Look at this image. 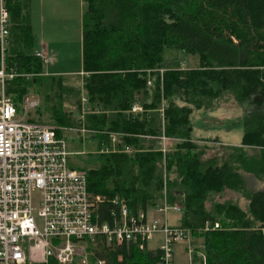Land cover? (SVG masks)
I'll list each match as a JSON object with an SVG mask.
<instances>
[{
	"label": "trees",
	"instance_id": "16d2710c",
	"mask_svg": "<svg viewBox=\"0 0 264 264\" xmlns=\"http://www.w3.org/2000/svg\"><path fill=\"white\" fill-rule=\"evenodd\" d=\"M4 2V69L16 75L4 90L17 110L26 95L36 94L40 102L29 120L79 126L81 93L86 97L84 126L105 146L85 171L87 191L123 200L132 212L148 213L163 199L178 203L179 227L202 238V264H264V189L249 191L242 175L264 181V0H82V75L71 85L63 74H45L34 55L29 0ZM164 49L197 55L198 66L165 69ZM224 92L249 109L240 143L226 146L219 164L203 159L190 115L210 109ZM134 103L141 112H130ZM162 138L169 140L164 151ZM224 190L241 193L245 208L228 201L207 209L208 198ZM112 208L102 203L99 219H109ZM205 224L218 229L203 233ZM87 243L88 264H160L159 248L102 238Z\"/></svg>",
	"mask_w": 264,
	"mask_h": 264
},
{
	"label": "built area",
	"instance_id": "2783aa9c",
	"mask_svg": "<svg viewBox=\"0 0 264 264\" xmlns=\"http://www.w3.org/2000/svg\"><path fill=\"white\" fill-rule=\"evenodd\" d=\"M8 36L9 12L0 0V264H67L75 255L84 254L83 243L96 238L144 250L156 233L162 236L160 264H172L173 245L190 233L179 226L169 227L165 214L168 210L182 212L181 206L163 199L156 207L163 217L159 220L144 211H130L116 197L108 200L90 194L86 172L68 166L66 140L57 136V132L92 133L83 123L88 113L85 95L81 94L78 105L79 126L28 121V110L36 107L37 101H27L18 111L4 91L5 81L16 76L4 69ZM34 55L43 65L50 62L43 46L34 50ZM141 111L137 103L130 109ZM116 137L111 135L113 146ZM105 201L117 210L109 209V219L102 221L98 211ZM210 228L206 224L203 230Z\"/></svg>",
	"mask_w": 264,
	"mask_h": 264
},
{
	"label": "rangeland",
	"instance_id": "374dc122",
	"mask_svg": "<svg viewBox=\"0 0 264 264\" xmlns=\"http://www.w3.org/2000/svg\"><path fill=\"white\" fill-rule=\"evenodd\" d=\"M85 6L82 0H29V19L33 38V50L40 48V43L45 44L50 62L44 65L47 72H65L63 83L65 85L77 84L82 73H77L81 68V14ZM52 54V55H50ZM163 68L185 70L198 66L197 55L185 54L176 49H164L162 53ZM160 69L158 72H164ZM68 72V73H66ZM5 91V90H4ZM83 94V93H81ZM210 109L193 110L190 115L192 125V137L202 151L203 159L215 158L218 163L225 159L229 153L226 146H237L243 134V118L249 109L247 104L239 105L227 94H219ZM37 101L40 98L36 94H28L22 101L21 108L27 101ZM65 100L66 96H65ZM36 106V107H37ZM28 110L33 115V110ZM21 113V112H19ZM36 122V121H34ZM44 123V122H42ZM50 124L49 122H45ZM67 143L69 152L67 164L71 168H79L87 171L97 165V153L99 148L105 150L103 143L88 134L79 132L62 133ZM197 138V139H195ZM169 140L162 138V146L167 147ZM246 189L258 191L264 189V181H259L252 175L242 173ZM234 202L245 208L246 199L239 192L224 190L219 194L211 195L206 201L209 209L215 203ZM150 217L161 220L162 215L156 212V208L148 211ZM182 212L168 210L165 214L166 223L169 227H178ZM206 225V224H205ZM204 225V226H205ZM209 226V225H208ZM204 228V227H203ZM203 228L200 230L204 231ZM218 229V228H216ZM215 230L213 227L209 231ZM93 244L92 242H90ZM84 254L75 255L67 264H81L82 260L89 261L92 251L87 242L83 243ZM162 245V236L156 233L147 242L146 249L159 248ZM92 247V246H91ZM172 264H202L204 251L202 238L187 235V238L172 247ZM76 253H80L78 250ZM120 259V257H118Z\"/></svg>",
	"mask_w": 264,
	"mask_h": 264
},
{
	"label": "crops",
	"instance_id": "0c3cea01",
	"mask_svg": "<svg viewBox=\"0 0 264 264\" xmlns=\"http://www.w3.org/2000/svg\"><path fill=\"white\" fill-rule=\"evenodd\" d=\"M40 1H42V0H40ZM41 45H40V48L43 46L44 48H45V50H46V46H45V44H42V43H40ZM47 52V51H46ZM50 55H52V54H50ZM62 73H65V72H58V71H54V72H47L46 71V73L45 74H62ZM66 73H68V72H66ZM195 139H197V138H195ZM241 139V138H240ZM240 143V142H239ZM147 214H149V213H147ZM150 215V214H149ZM155 249H157V248H154V249H148L147 248V250H155Z\"/></svg>",
	"mask_w": 264,
	"mask_h": 264
}]
</instances>
